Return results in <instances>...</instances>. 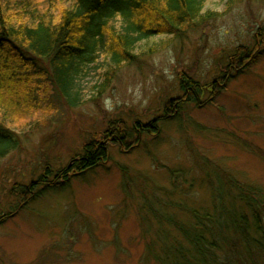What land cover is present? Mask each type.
I'll return each instance as SVG.
<instances>
[{"label": "rangeland", "instance_id": "374dc122", "mask_svg": "<svg viewBox=\"0 0 264 264\" xmlns=\"http://www.w3.org/2000/svg\"><path fill=\"white\" fill-rule=\"evenodd\" d=\"M10 1L45 9L56 0ZM226 1H207L206 9L218 16L205 25L179 37H155L169 42L121 67L102 93L92 76L78 105L41 111V120L29 127L26 118L12 116L11 126L27 132L20 147L0 158V216L18 203L9 193L13 184H28L45 169L72 168L83 143L100 139L111 120L130 125L162 114L167 99L181 96L182 72L202 84L220 79L236 47L252 48L256 30L264 33V0H242L224 11ZM261 52L256 65L231 74L212 102L185 104L159 123L157 134H144L126 152L125 145L105 140L106 161L72 173L57 187L37 189L31 201L0 222V264H157L141 236L140 206L150 203L151 188L162 203L197 207L209 204L206 176L228 175L264 191V46ZM172 170L183 171L181 185H192L169 196ZM162 203L156 207L169 212Z\"/></svg>", "mask_w": 264, "mask_h": 264}, {"label": "trees", "instance_id": "16d2710c", "mask_svg": "<svg viewBox=\"0 0 264 264\" xmlns=\"http://www.w3.org/2000/svg\"><path fill=\"white\" fill-rule=\"evenodd\" d=\"M207 1L56 0L40 9L0 0V158L20 147L21 135L27 132L23 126H11L12 116L26 118L29 127L30 121L41 120V111L76 106L88 78L98 77L97 94L102 93L121 67L142 61L169 42L154 41L155 37H179L218 16L206 9ZM240 1L227 0L224 11ZM254 41L252 48L237 46L228 56L224 75L211 84L182 72L178 76L181 96L167 99L159 116L146 123L135 119L130 125L125 120H111L100 139L93 137L83 143L72 168L55 173L45 169L28 184H13L9 193L18 203L14 211L0 216V222L31 201L37 189L57 187L72 173L106 161L105 140L125 145L126 152L144 134H157L159 123L174 118L185 104L212 102L232 73L259 62L262 29L256 30ZM170 178L174 187L167 189L169 196L176 195L174 189L183 193L192 185L179 183L184 179L182 170H172ZM205 179L203 186L209 187L210 200L204 207L181 201L162 203L149 190L150 203L140 206L144 210L141 236L146 238L149 257L157 264H264L263 189L224 174ZM160 202L169 212L156 207Z\"/></svg>", "mask_w": 264, "mask_h": 264}, {"label": "water", "instance_id": "95a60500", "mask_svg": "<svg viewBox=\"0 0 264 264\" xmlns=\"http://www.w3.org/2000/svg\"><path fill=\"white\" fill-rule=\"evenodd\" d=\"M70 166L68 165V168H69Z\"/></svg>", "mask_w": 264, "mask_h": 264}]
</instances>
